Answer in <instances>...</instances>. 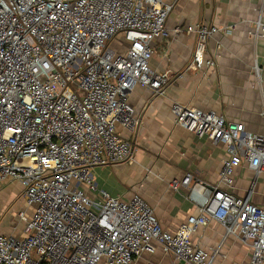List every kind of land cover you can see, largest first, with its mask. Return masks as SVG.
I'll use <instances>...</instances> for the list:
<instances>
[{
    "label": "built area",
    "instance_id": "2783aa9c",
    "mask_svg": "<svg viewBox=\"0 0 264 264\" xmlns=\"http://www.w3.org/2000/svg\"><path fill=\"white\" fill-rule=\"evenodd\" d=\"M171 10L166 0H0V183L19 182L25 204L17 214L22 235L0 233V264H132L159 249L185 264H216L221 246L192 242L211 221L224 229L221 243L232 236L247 248L245 260L228 264H264V208L249 193L222 188L232 186L243 162L254 172L252 183L264 172V134L173 102L176 124L227 153L217 183L190 172L170 182L199 211L174 232L161 228L139 194L111 196L92 178L93 166L131 157L130 141L117 132L118 125L131 131L137 123L128 92L141 86L163 94L169 82L149 59L152 41L168 34ZM234 27L174 28L196 37L185 71L212 66L207 41ZM248 33L264 37L259 17ZM119 35L120 51L110 46ZM262 71L253 65L259 83Z\"/></svg>",
    "mask_w": 264,
    "mask_h": 264
},
{
    "label": "crops",
    "instance_id": "0c3cea01",
    "mask_svg": "<svg viewBox=\"0 0 264 264\" xmlns=\"http://www.w3.org/2000/svg\"><path fill=\"white\" fill-rule=\"evenodd\" d=\"M166 1L172 3L166 20L168 34L152 41L149 66L157 73H167L169 82L163 94L141 86L128 92L137 123L131 131L118 125L117 132L130 141L131 157L121 163L93 166L90 172L107 167V174L95 177L98 188L120 199L139 194L152 207L161 228L174 232L199 211L186 198V190H175L170 182L190 172L203 182L217 183L227 153L222 144H213L207 135L198 136L176 124L173 102L216 111L229 122L242 123L248 133L264 134V83H259L253 72L254 64L264 68V37L255 39L248 33L258 17L264 24V0ZM197 22L235 27L232 34L217 32L207 41L206 56L213 58L212 66L185 71L196 37L193 33H175L173 29ZM253 176L254 172L243 162L234 171L232 186L222 184V188H229L238 196L249 193L251 202L264 208V172L252 183ZM22 190L17 181L0 183L4 216L13 200H23ZM30 209L27 208L29 215ZM223 233V227L211 221L193 234L192 242L202 248L221 246L223 256L216 264L245 260L247 252L243 250L247 248L232 236L221 243ZM132 264L185 263L159 249L152 254L143 252Z\"/></svg>",
    "mask_w": 264,
    "mask_h": 264
},
{
    "label": "rangeland",
    "instance_id": "374dc122",
    "mask_svg": "<svg viewBox=\"0 0 264 264\" xmlns=\"http://www.w3.org/2000/svg\"><path fill=\"white\" fill-rule=\"evenodd\" d=\"M110 46L113 48L117 47L118 49H122L123 47H125V43H124L123 38L118 36L116 39L111 41ZM104 170H108L107 167H98L97 173L95 171H92L91 174H92L93 180H95L96 176H102V175L107 174V171H104ZM0 196H1V193H0ZM3 200H4L3 197H0V203H3ZM4 209L6 208H3L2 210V207H0V233H3V234L6 233V234L13 235V236H19V233H22V230H21L22 225L20 224L18 220L17 214L20 210L24 209L23 200L20 197H18L16 200H13V202L10 204L9 211L7 212V214H5V216H4V213H5ZM243 251L247 252L246 249H244Z\"/></svg>",
    "mask_w": 264,
    "mask_h": 264
}]
</instances>
